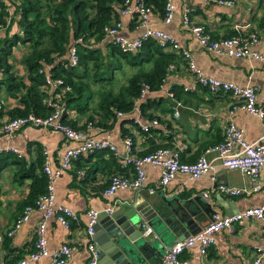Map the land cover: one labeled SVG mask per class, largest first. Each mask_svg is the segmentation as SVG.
I'll return each mask as SVG.
<instances>
[{"label":"crops","instance_id":"obj_1","mask_svg":"<svg viewBox=\"0 0 264 264\" xmlns=\"http://www.w3.org/2000/svg\"><path fill=\"white\" fill-rule=\"evenodd\" d=\"M233 1L234 4L227 7L206 4L201 0H170L173 12L169 23H163L159 13L152 11L148 13L145 23L149 28L162 30L174 37L180 48L189 52L195 66L205 75L239 86L253 87L257 102L260 103L264 99V64L254 59L210 53L197 43L181 23L183 16H186L188 21L200 24L213 38L257 32L259 42L253 48L264 55V0ZM141 31L142 27L139 23L135 24L132 15L121 17V26L118 29L120 36L132 39ZM26 52V45L17 44L8 57L12 70L19 76L25 74L21 60ZM176 57L173 70L167 75L162 89L149 92L136 103L137 106L145 103L143 114L153 116L158 122L146 133L131 126L126 118L118 119L110 125L108 123L104 127L83 126L87 116L94 114L90 108L83 112L71 109L67 112V119L82 125L81 130L87 135L97 138L106 136L116 147V154H111L117 162H120L123 153L121 140L124 129L130 134L135 150H143L153 142H168L170 146L180 148L181 161L188 163L201 156L205 148L221 140L223 126L228 121H232L242 130L246 140L261 139L264 142L263 129L258 118L241 110L230 114L228 108L232 102L231 96L225 92L211 93L207 88L201 87L191 76L186 63ZM172 86L180 88L178 95L170 90ZM174 100H178L181 107L177 109L178 116L172 118ZM0 101L2 110L15 105V100L3 89L0 90ZM135 115L136 110L132 111L131 117ZM139 117L143 122L141 114ZM73 145L75 142L67 141L56 132L29 126L8 137L0 135L1 153L8 152L22 157L25 166H34L39 154L42 155V150H45L48 164L54 167L58 164L63 149ZM204 156L212 161L213 169L197 179H189L185 174L176 173L162 189L159 186L160 168L144 167L145 180L140 191L153 190L147 193L145 200L162 204L160 197H164L189 221L186 227L189 230L188 235L199 231L208 222L212 211L224 214V208L218 204V194L232 201L230 204L236 211L260 205L264 200V168L260 169L256 177L260 189L250 191L251 183L238 170L223 168L212 153ZM118 165L111 161L107 152L98 150L74 159L70 167L60 173L53 183V209L67 208L76 219L69 229H64L53 215L46 218L44 236L48 255L27 264H52L50 254L64 244L70 248V256L63 264H86V212L104 210L110 205L116 208L118 202L128 201L130 205L137 193L133 190H116L109 197L101 195L110 174L119 171ZM17 168L16 163L12 162L0 171V264H14L17 256L23 257L31 250L34 228L41 218L38 210L32 211L18 229L9 236L5 235L9 232L12 221L21 212L17 204L24 197L29 183V179L20 182L15 179ZM218 184H226L243 191L237 196H227L217 190ZM205 192L209 194L206 198L202 197ZM141 222L145 223L139 221V224ZM263 231L264 226L258 220L243 219L235 225L233 232L219 230L214 236V242L203 254L198 251L197 246L183 251L179 255L180 264H250L255 247L261 243Z\"/></svg>","mask_w":264,"mask_h":264},{"label":"built area","instance_id":"obj_2","mask_svg":"<svg viewBox=\"0 0 264 264\" xmlns=\"http://www.w3.org/2000/svg\"><path fill=\"white\" fill-rule=\"evenodd\" d=\"M206 4H215L230 7L234 4L233 0H201ZM151 11L146 6L144 0H124L120 14L132 15L136 14L139 25L142 27L141 33L132 39L124 38L119 35L118 29L121 22L115 21L111 26L103 29V41L111 43L121 51L134 52L137 51L143 41L154 40L162 49H171L178 51L182 60L186 63L188 71L194 78L195 82L201 87L207 88L209 92H225L228 93L232 102L229 104L228 111L232 114L235 110H241L247 114L255 116L260 120L264 136V99L258 103L256 92L253 87L239 86L231 82L219 80L211 76L205 75L192 61L189 52L180 48L177 40L169 33L159 29L149 28L146 26V18ZM173 4L170 0L165 1L163 15L161 21L169 23L172 18ZM181 23L186 27L191 36L197 43L210 53L216 55H224L231 57H242L254 59L264 64V55L254 49L253 46L258 44L259 36L257 32H249L245 35L239 33L232 36H222L213 38L200 24L188 21L183 16ZM80 41V39H77ZM68 65L75 67L77 65L76 49L71 45L67 55ZM173 70V65L169 64L166 68L167 74ZM49 86L55 87L60 83L59 79L50 80L47 77ZM162 87L160 88V90ZM149 91L146 85L140 89L139 99H143ZM53 110L46 116H35L32 114L6 118L0 117V135L8 137L13 135L25 126L34 127L41 130H48L62 135L67 141L75 142V145L65 147L62 151L59 162L56 166L51 167L47 161L46 151L42 150V172L46 179V192L36 198L33 205H26L22 208L19 216L11 223V228L6 235L18 229L25 222L32 211L38 210L41 218L34 228V242L30 251L26 255L20 257L14 264H27L30 261H36L47 256L48 251L45 243V220L49 216H54L56 221L64 228L69 229L70 223L76 217L67 208L53 209V183L60 173L70 167L72 161L79 156L95 150H105L112 154H116V147L109 141L106 136L94 137L85 134L83 130H77L64 123L61 120L62 114L65 113L61 104L53 102ZM181 103L174 100L172 105V118L177 117L178 108ZM137 115L131 117L132 123L139 127L140 131L146 132L148 127L156 126V118H143L141 121L140 111L137 107L133 108ZM132 114V113H131ZM120 117L121 113L117 112ZM86 126H90L87 122ZM123 153L121 155L120 164L130 165L132 174H111L108 182L101 190L103 197H109L116 190H133L140 191L143 188L145 180L144 167L157 166L160 168L159 186L162 189L176 173L185 174L189 179H197L206 171L213 169L211 160H207L204 154L212 153L214 158L219 160V165L226 169H236L244 175L251 183L250 191H257L260 186L256 183V177L261 168H264V142L261 139L248 141L244 138L242 130L234 125L232 121L226 122L222 129V138L219 142L208 146L203 150V154L198 156L193 162H183L180 159V148L174 146H165L155 149L153 152L138 156L134 151L133 141L130 136L122 137ZM2 151L0 150V153ZM118 157V156H117ZM119 159V158H118ZM217 190L227 196H237L243 189L228 186L226 184H218ZM148 193L153 190L148 189ZM208 192L202 193V197H208ZM115 207L113 205L104 209L110 213ZM98 211L89 210L86 212L87 222L85 225V235L87 243L85 251L88 253L86 264H98L97 255L94 251L95 244L92 240V226ZM253 218L258 220L264 226V200L260 205L250 206L241 211H237L231 215L220 214L212 211L208 222L201 227L196 233L187 235L170 246L160 257L158 264H180L179 255L192 246H197L200 253H204L214 242L215 234L222 229L233 232L235 225L243 219ZM143 234L148 235L150 228L145 224ZM70 256V248L67 245H61L60 249L50 254L52 264H63ZM264 256V231L261 235V243L255 247V254L250 264H262Z\"/></svg>","mask_w":264,"mask_h":264},{"label":"trees","instance_id":"obj_3","mask_svg":"<svg viewBox=\"0 0 264 264\" xmlns=\"http://www.w3.org/2000/svg\"><path fill=\"white\" fill-rule=\"evenodd\" d=\"M123 1L0 0V90L3 87V91L15 100V105L5 110H2L0 101V117L10 119L29 114L43 117L53 110L52 103L56 102L62 105L65 112L61 120L77 130H81L82 125L67 119V112L71 109L83 112L90 108L94 114L87 116L82 124L86 126L89 121L91 127H104L126 118L131 126L139 130L130 117L135 107L143 118H154L143 114L145 103L136 105L140 89L146 85L149 92L159 91L168 75L167 66L173 65L176 56L180 60L182 58L178 51L162 49L151 39L143 41L141 47L134 52L121 51L111 43H105L103 29L115 21L121 22ZM165 1L144 0V3L152 12H158L162 17ZM132 16L135 24H138L136 14ZM17 44L27 46V52L21 60L24 76L16 74L8 62L11 49ZM71 45L76 49L75 67H70L67 61ZM122 62L135 68L123 85L114 92H97L98 100L94 107L89 106L87 101L77 103L82 89H88V73L92 74L93 82L106 79V83L111 84L112 73L121 69ZM75 69L81 70L77 72ZM47 77L50 80L59 79L60 83L52 88L47 83ZM170 90L174 95L180 92V88L176 86H172ZM93 93L89 91L85 99L91 100ZM117 112L121 113L120 117ZM125 136H130L126 129L122 132V137ZM165 146L170 145L168 142H153L143 150L134 151L141 156ZM101 151L107 152L111 161L119 164V171L111 174H132L130 165H121L110 152ZM12 162L18 166L15 179L19 182L29 179L25 195L17 204L21 211L24 206L33 205L36 198L46 192L42 155L39 154L34 166H25L22 157L8 152L0 153V171ZM19 258L17 256L16 260Z\"/></svg>","mask_w":264,"mask_h":264},{"label":"water","instance_id":"obj_4","mask_svg":"<svg viewBox=\"0 0 264 264\" xmlns=\"http://www.w3.org/2000/svg\"><path fill=\"white\" fill-rule=\"evenodd\" d=\"M147 193L138 191L130 205L128 201L118 202L110 213L98 210L92 226L98 264H158L165 249L188 235L189 221L164 197H160L162 204L145 200ZM218 196L224 215L237 212L232 201L222 194ZM142 224L150 228L148 235L143 234Z\"/></svg>","mask_w":264,"mask_h":264},{"label":"rangeland","instance_id":"obj_5","mask_svg":"<svg viewBox=\"0 0 264 264\" xmlns=\"http://www.w3.org/2000/svg\"><path fill=\"white\" fill-rule=\"evenodd\" d=\"M80 70L75 69V71H77V72H80ZM134 70H135V68L130 67V66H128L122 62L121 63V69L113 71L111 84H107L106 79H101L99 81L93 82L92 81L93 80L92 74L89 75L90 73H88L87 77H89V78H86V82L88 84V89L86 87L82 89L81 97L79 99H77V103L82 104L83 102L87 101L88 105L90 104L91 107H94L93 105L98 100L97 92L102 91V90H104V91L108 90V91L114 92L119 86H121L125 83L127 77L130 76L131 73L134 72ZM90 72H92V71L90 70ZM106 75L108 76V73ZM2 89H3V87H2ZM89 91L94 92L92 94L91 100H90V98L85 99V97L87 96ZM89 101H90V103H89Z\"/></svg>","mask_w":264,"mask_h":264}]
</instances>
